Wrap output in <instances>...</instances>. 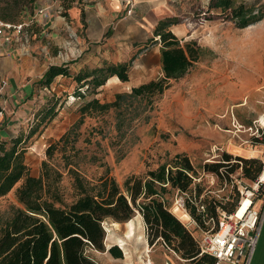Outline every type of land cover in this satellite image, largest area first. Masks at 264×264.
<instances>
[{"label": "rangeland", "instance_id": "1", "mask_svg": "<svg viewBox=\"0 0 264 264\" xmlns=\"http://www.w3.org/2000/svg\"><path fill=\"white\" fill-rule=\"evenodd\" d=\"M209 2L162 0L161 6L166 11L162 18H175L178 22L175 25L179 27L176 33L179 39L182 36L181 43L195 41L203 48V54L184 77L171 81V86L154 101L152 108L148 106L144 110L145 102L139 104L134 101L130 108L123 106L120 110L113 108L105 113L82 117L80 107L85 102L95 97L101 102L113 101L116 93L130 92L131 83L116 80L115 84L99 88L98 93L91 91L84 98H75L77 84L73 78L56 77L45 90L46 97L36 106L32 119L50 101L58 100L57 115L34 132L35 120L25 123L14 135V138L21 134L24 136L21 146L27 149L26 163L30 174L41 175L42 164L46 161L53 170L62 174L59 186L64 198L71 201L76 195L71 169L90 181L109 176L122 185L128 176L143 175L183 153L190 157L198 170L205 188L204 197L224 201H233L237 195L242 197V191H246L243 187H250L254 182L244 179L241 170L233 174V183L237 185V190H234L233 183L221 184L215 173L203 171L202 166L216 161L223 151L229 152V148H233L229 152L232 154L258 157L264 165V145L255 144L251 139L257 128L264 129V18L255 22L258 24L252 28H239L214 10L209 11ZM97 4L98 0H0V16L15 22H32V37L35 39L31 37L28 43L32 44L30 52L39 62L41 71L56 60L55 54L62 51L65 55L66 51L51 42L39 10L52 11L57 6L63 15L65 10L77 7L81 10V20L75 26L84 34L88 26L96 28L97 38L103 41L111 33L104 28L106 18L99 12ZM38 21L41 26L37 27ZM115 25L118 31L124 32L126 27L117 21ZM16 38L13 43L19 41ZM221 49L225 55L228 54L224 59ZM222 59L226 69L220 72L214 63ZM151 62L157 67L155 58ZM214 98L224 100V103L215 104L212 110L210 101ZM10 138L3 139L8 146L11 145ZM52 148L55 149L49 157L47 151ZM22 182L19 181L8 194L0 197V228L13 215L14 209L21 207L16 190ZM168 188L165 199L170 210L199 238L201 232L196 229L193 219L180 217L186 211L184 200L187 193ZM256 204L259 206L261 203L257 201ZM129 221L116 223L112 219L106 220L105 244L118 245L132 257L129 258L132 263L137 253V260L140 261L141 256L146 264L150 258V264H165L166 257L160 251V244L153 245L151 253L145 245L144 220L140 213L137 211ZM93 255L101 264L118 261L107 248L105 252L93 251ZM177 256L176 264H184L183 258Z\"/></svg>", "mask_w": 264, "mask_h": 264}, {"label": "trees", "instance_id": "2", "mask_svg": "<svg viewBox=\"0 0 264 264\" xmlns=\"http://www.w3.org/2000/svg\"><path fill=\"white\" fill-rule=\"evenodd\" d=\"M208 10H214L237 27L245 28L264 18V1L210 0ZM63 15L67 17L68 13L65 11ZM0 20L17 23L6 16H0ZM177 23L175 18L161 19L154 30L162 45L161 76L132 87L130 92L116 93L113 101L101 102L95 97L85 102L80 107L82 117L105 113L113 108L120 110L123 106L130 108L134 101L139 104L145 102L144 110L148 106L152 108L154 101L171 86L172 80L184 77L202 57L203 48L195 41L182 44L170 29ZM132 60L104 61L100 66H84L77 72L69 67L73 61L51 64L38 83L49 87L57 76L71 77L77 84L74 97L84 98L87 92L98 93L99 88L114 75L127 82ZM57 101H50L35 114L31 120L36 122L32 132L57 115ZM261 131L264 135V129ZM10 139V146L7 141H0V197L23 180L16 190L21 207L15 208L13 215L1 225L0 264H101L93 251H106L104 222L109 219L127 222L137 211L143 217L150 247L162 244L188 264H216L213 256L201 253L196 237L170 210L165 194L169 191L168 187L187 193L184 200L186 211L200 232L216 230L219 212H233L240 196L237 195L233 201L204 197L205 188L188 155L178 153L171 162L162 163L143 175L128 176L122 185L109 176L90 181L71 169L76 195L73 200L67 201L59 186L62 174L44 161L42 174L31 175L26 163L27 149L21 146L24 136L21 134ZM251 139L255 144L264 145V138L252 136ZM54 149L47 151L49 157ZM202 170L215 173L221 184H232L233 174L241 170L244 179L255 183L263 174L264 165L258 157L223 151L219 159L206 162ZM233 187L237 190L236 183ZM256 200L260 203L264 201V182L259 186ZM107 251L114 258L124 257L118 245L110 246Z\"/></svg>", "mask_w": 264, "mask_h": 264}, {"label": "crops", "instance_id": "3", "mask_svg": "<svg viewBox=\"0 0 264 264\" xmlns=\"http://www.w3.org/2000/svg\"><path fill=\"white\" fill-rule=\"evenodd\" d=\"M134 1L136 3L134 14L127 15L122 0H98L97 8L106 18L103 23L104 28H107L111 33L103 41L97 38L95 34L96 28L88 26L84 34L83 30L81 31L75 26L76 22L81 20V10L79 8L74 7L73 9L65 10L68 13L67 17L61 15V11L57 6L52 11H47L46 9L41 15L43 16L41 22L46 27L45 30L51 37V42H53L54 46L63 47L66 51V56L62 54V51L60 54H55L56 60L54 59L53 63L49 64L61 65L73 61L69 64V67L73 72H77L84 66H100L104 61L116 63L133 59L135 64L131 66L130 79L125 82L131 83L132 87L161 76L162 45L159 43V37L155 36L154 30L158 22L163 19L162 15L166 11L161 6L162 0ZM84 10L86 13L88 12L86 8ZM86 21H88L87 18ZM115 21L120 26L126 27L124 32L118 31V27H115ZM38 25L41 26L40 21L37 22L36 26L38 27ZM31 27L33 26L31 25ZM31 27L25 30L22 37L16 38L19 40L18 42L5 44L4 40L0 38V54H2L0 56V80L7 82L3 94V99L7 102H5L3 118H0V141L19 133L23 125L32 120L36 106L46 97L45 90L48 87L39 84L38 79L42 77L48 66L40 71L39 62L36 58H33L32 52H30L32 44L28 43V40L34 34ZM176 28L178 29L179 27H176L175 24L170 27L179 36L176 33ZM35 36H38V34ZM32 39H35V37H32ZM181 39L182 36L180 37ZM221 52L223 59L228 56V54H224L222 49ZM154 58L157 67L151 62ZM220 61L214 64L216 69L221 72L226 68L224 60L222 63ZM154 75L155 78H152ZM116 80L120 81L118 76L114 75L103 86H109L111 83L115 84ZM223 101L215 98L211 100L210 106L212 110L215 109V104H223ZM229 150L232 151L231 148ZM233 154L248 157L242 153ZM143 232L145 245L151 253L153 248L148 243L145 224L143 225ZM109 247L106 245L107 249ZM160 247V251L166 257L165 264H176L175 257L177 255L173 252H168L162 244H160ZM123 252L124 257L115 258L118 261L112 264H146L141 256H139L140 261L137 260V253L134 255L135 262L132 263L129 261V258L132 257L130 255V257L127 256L125 251ZM181 260L185 262L184 264H188L185 259ZM147 262V264H150L151 258ZM219 264L231 263L222 261ZM250 264H264V219L256 251Z\"/></svg>", "mask_w": 264, "mask_h": 264}, {"label": "built area", "instance_id": "4", "mask_svg": "<svg viewBox=\"0 0 264 264\" xmlns=\"http://www.w3.org/2000/svg\"><path fill=\"white\" fill-rule=\"evenodd\" d=\"M122 3L125 5L127 15H132L136 6L135 1L122 0ZM45 10L44 8L39 11L42 14ZM31 25L30 21L13 23L0 20V38L4 40L5 44H9ZM6 86L7 82L0 80V118L4 115L5 102H7L3 99ZM261 130L262 128H257L253 135L261 139L264 138ZM262 175L251 188H246L245 192L242 191V197L233 212H219L220 217L216 230L201 231L199 238H196L201 253L213 256L216 259V264L222 261L231 264L251 263L264 219V201L261 200L259 206L256 204L258 201L256 193L260 184L264 182Z\"/></svg>", "mask_w": 264, "mask_h": 264}, {"label": "bare ground", "instance_id": "5", "mask_svg": "<svg viewBox=\"0 0 264 264\" xmlns=\"http://www.w3.org/2000/svg\"><path fill=\"white\" fill-rule=\"evenodd\" d=\"M259 23H261V22H259ZM256 24H258V23H255V24L249 25L248 28H252V27H254ZM118 78H119V77H118ZM263 123H264V120H263ZM232 149H233V148H232ZM262 176H264V174H263ZM176 210H177V209H176ZM180 217H181L182 219H184V220H189V219H190V215H189V213L186 212V211L182 212V213L180 214ZM130 222H131V221H128L127 223H130ZM116 223H118V222H116Z\"/></svg>", "mask_w": 264, "mask_h": 264}]
</instances>
